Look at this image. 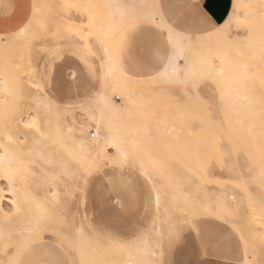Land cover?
Here are the masks:
<instances>
[{"label": "bare ground", "instance_id": "obj_1", "mask_svg": "<svg viewBox=\"0 0 264 264\" xmlns=\"http://www.w3.org/2000/svg\"><path fill=\"white\" fill-rule=\"evenodd\" d=\"M77 4L75 5L77 11L87 17V21L66 23L74 27L76 31L69 29L77 32L76 35L80 38L75 45L76 52L91 61L95 57L99 60V90L93 97L83 102L63 106L45 93L29 99L37 112L19 109L17 104L19 96L15 90L13 74L10 73V67H13L11 55L19 54L18 56L23 57L29 45L41 37L35 34L36 29L41 28L44 31L41 35L48 36L59 24L45 20L48 16H44L42 7L36 8L35 20L27 32L19 31L8 39L0 37V136L7 143H15L17 139H25L17 135L18 129L23 126L34 128V134L27 148V161L23 160L24 156L18 152V149L8 148L0 143V191L7 193L4 197L11 202L14 217L12 223L16 227L19 242L29 238L32 229L37 228L41 221L52 215L50 209L40 199L34 197L33 200H28V195L21 186L23 173L33 178L34 187L40 183H49L48 193L56 196L62 190L66 192L72 189L80 181L86 183L103 162L112 164L126 161L133 156L139 160H147L146 162L155 167L157 174L163 178L170 172L169 181L171 184L173 182L174 169L165 166V163L156 157L149 156L150 151L146 146L150 141L153 142L152 140H156V143L165 140L172 144L176 138L172 136L170 141L168 136H160L164 129L158 127L154 131L159 130V136H154L155 138L143 136L137 139L134 134H137L138 130L128 127L137 125L139 129L145 128L148 122L138 121L137 113L139 114L141 110H155L153 115L156 117L159 100L162 97L172 99L176 90H180L182 94H189L188 86L164 84L160 79H154L156 74L147 78L133 77L120 69L113 56V45L119 32L136 17L145 15L154 20V12L148 11L144 2L134 4L123 0H79ZM55 13L56 11L53 10L49 17L52 18ZM262 14H264V0H234L227 20L196 40L178 30L163 26L168 36L169 31L172 33L178 57L169 65L168 74L187 79L189 84L193 78L197 80L209 77L212 81L215 78L220 89V109L226 125L218 127L220 123H209L205 117L193 112L178 113L179 108L177 113L181 121L176 122L175 119L174 126L179 123L182 127L178 130L182 132L186 131L183 127L190 122L199 123L203 129L199 137L193 139L196 143L203 140L207 145L195 146L191 143L190 135H186L182 138L177 137L178 142L176 140L173 143L176 144L175 146L163 142L164 144L161 143L156 150L159 153L164 151V154H169L171 157L175 153L180 164L188 165L192 169L187 172L178 169L180 181L189 182L188 179L193 174L208 180L213 162L219 163L232 174L233 178L221 182V194H218L215 200L217 209L208 205L202 211L206 215L225 217L241 237L245 253L257 240L264 239V17ZM83 26L88 29L80 31ZM15 62H13L14 66ZM116 94L118 100L122 99V102L116 103L113 100ZM194 98L198 100V97ZM162 99L165 103L166 98ZM77 111L82 112L90 122L94 123L95 133L88 136L79 127L75 117ZM172 129L169 131L172 132ZM33 164L37 168H34ZM139 164L146 163L141 161ZM141 171L145 176H149L146 165ZM2 182H5L6 188H3ZM200 192L199 183H190L177 192L173 185L171 190L167 185L155 187L153 204L156 215L151 227L141 230L133 237L115 240L112 246L114 255L105 262L96 253L98 236L83 222L77 224L73 222L69 234L65 235L71 249L70 257L75 258L72 262L91 264L90 261L97 256L96 264H143L149 259L162 264V244L151 238L148 233L153 224L161 219L159 209L163 207L167 212L170 208L166 203L167 198L174 200L177 195H182L186 206L193 208L201 206L203 204L201 197L206 194ZM229 192L232 196L228 195ZM234 194L237 200L230 206L228 201L229 198L235 199ZM158 195L159 203H157ZM3 205L0 201V210L3 209ZM25 205L30 209L24 211ZM34 212L36 215L32 216ZM155 232L156 236H160L162 228L157 226ZM8 236L3 233V226L0 223V239L8 240ZM102 239L107 240V237ZM59 248L68 253L62 244ZM251 261L245 254L243 264H251Z\"/></svg>", "mask_w": 264, "mask_h": 264}, {"label": "rangeland", "instance_id": "obj_2", "mask_svg": "<svg viewBox=\"0 0 264 264\" xmlns=\"http://www.w3.org/2000/svg\"><path fill=\"white\" fill-rule=\"evenodd\" d=\"M262 17H264V14H262ZM69 28L74 29L71 25L66 24L59 27L58 24L52 34L48 36L41 35L44 33L41 28L36 29L35 34H39L41 37L38 41L29 45L23 57L18 56L19 54L11 55L13 57L11 60L16 61L15 66L10 61L13 66L10 67V73L12 72L11 75L13 74V80L15 81V90L19 96L17 104L20 110L30 109L32 113L37 112L33 103L29 100L35 95L46 93L64 106L83 102L93 97L95 92L99 90V60L95 57L92 61L87 62L76 53L75 45L80 41V38L77 36V32H74L75 29L70 30ZM83 29L87 30L88 28L83 26L79 30ZM198 37L190 38L196 40ZM199 40L201 41V38ZM15 55L18 57H14ZM19 68L21 69L19 70ZM89 69H91V72H89ZM73 73H75L74 79L71 78ZM188 90L190 91L189 94H182L180 90H176L175 97L172 99L162 97L166 98L164 99L166 102L163 103L162 98L159 100L158 110H160L156 111L157 119L153 115L155 110H141L139 112L140 116L137 113L138 121H146L148 124L145 128L139 126L142 129H139L137 125L128 127L138 130L137 134H134V136L136 135L135 138L138 139L143 136L155 138L160 134L159 130L155 132L156 129L162 127L165 131L162 130L163 135L160 134V136H168L170 141H172L170 139L172 136L178 142L177 137L182 138L190 135L193 145H207L203 140V143L201 141L196 143L193 139L196 136L199 137L198 135L201 134L200 131L203 129L199 123L190 122L183 127L186 131L182 132L178 130L182 126L179 123L174 126V123L175 119H177L176 122L181 121L178 113L186 111L200 114L206 118L207 122L220 123L217 126L224 127L226 123L220 109V89H218L217 80L213 78L212 81V78L209 77L197 79L195 84L190 83L188 85ZM117 96V94L114 95L113 100L116 103L122 102V99L118 100ZM195 96L198 97V100L194 98ZM166 112L170 115H167ZM75 117L79 127L84 130L86 135L90 136L91 133H95L94 123L90 122L82 112L77 111ZM201 119L204 120V118ZM172 126L174 128H171L172 132H170ZM16 133L18 136L25 137V139H17L15 143H7L0 136V143L8 148L18 149V152L24 156L23 160L27 161V148L34 134V128L23 126ZM152 141L146 146V149L150 151L149 156L156 157L159 161L165 163V166L174 169L172 184L169 181L170 172L163 178L157 174L155 167L146 162L147 160H139L133 156L123 163L110 164L107 161L103 162L86 183L80 181L72 189L66 192L62 190L63 194L61 192L56 196L48 193L47 184L49 183H40L34 187L33 178L29 174L23 173L21 186L26 191L28 200H33L34 197L40 199L52 213L48 219L41 221L37 228L34 227L29 238L23 242H19L20 239L15 231L16 227L12 223L14 218L12 215L13 208L11 202L4 197L7 196V193L0 191V201L4 204L3 209L0 210V223L3 226V233L6 236L9 235L8 240L0 239V264H46V262L74 264L72 260H75V258L70 257L71 249L65 239V235L69 234L73 222L76 224L83 222L93 230L99 238L96 246L97 256L101 257L104 262L108 261L114 255L112 246L115 240L133 237L141 230L151 227L156 215L153 204L155 187L167 185L171 190L173 185L174 190L177 192L178 189H184L190 183H199L200 193L206 194V196L201 197L203 204L193 208L184 205L182 195H177L174 200L167 198L166 203L170 206L169 210L166 212L161 207L159 209L161 221L159 220L158 224H153L151 230H149L150 232L148 231L151 238L158 241L160 245L162 244V264H178L180 261L183 264H192L197 259L206 256L220 257L225 260L226 264H243L245 254L250 261L252 260L251 264H264V239L257 240L245 253L241 237L225 217L223 219L218 215H206L202 211L208 205L217 209L215 200L216 196L221 194V182L233 178L232 174L221 167L219 163L213 162L209 170L208 180L193 174L188 179L189 182L180 181L178 169L181 168L186 172L192 169L188 165L180 164L175 153L171 157L169 154H164V151L159 153L156 150L157 147L161 146V143L163 145L167 141L161 140L162 142L157 141V143L156 140ZM175 141L172 144L167 143L175 146L176 144H173ZM111 155H113L112 151ZM141 161L146 163L148 177L141 171L145 166L139 164ZM32 166L37 168L34 164ZM2 184L3 188L7 187L5 182H2ZM228 195L232 196V193L229 192ZM234 196L235 199L233 200L229 198L228 204L230 206L237 200V196L235 194ZM23 208L24 211L30 209L27 205ZM35 215L34 212L32 216ZM157 226L162 228L160 236H156L155 229ZM171 232L178 235L170 239L169 234ZM103 237H107L108 241L103 240ZM107 242L108 244H103ZM60 244L67 249L68 253L59 248ZM97 256L90 261L91 264L97 263Z\"/></svg>", "mask_w": 264, "mask_h": 264}, {"label": "crops", "instance_id": "obj_3", "mask_svg": "<svg viewBox=\"0 0 264 264\" xmlns=\"http://www.w3.org/2000/svg\"><path fill=\"white\" fill-rule=\"evenodd\" d=\"M78 1L0 0V37L8 39L19 33L23 25L29 20L32 23L35 20L37 7H42L44 16H48L45 20L50 21V23H59V27L66 25L67 22H86L87 17H84L76 9L75 5H78ZM123 1L134 4L144 2L148 11L154 12L155 16L154 20L145 17V15L136 17L121 30L113 45V56L120 69L136 78H147L155 75L153 72L144 71L143 68L146 61L150 59V40L155 37L166 41L168 38V33L163 28L164 25L189 37L202 36L213 31L227 20L234 2V0ZM73 2L75 3L73 4ZM53 10L56 13L50 18L49 14ZM169 50L171 51V46ZM77 54L87 62L91 61L80 53ZM71 78H75V73ZM178 264L183 263L180 261ZM192 264L226 263L220 257L206 256L197 259Z\"/></svg>", "mask_w": 264, "mask_h": 264}, {"label": "snow or ice", "instance_id": "obj_4", "mask_svg": "<svg viewBox=\"0 0 264 264\" xmlns=\"http://www.w3.org/2000/svg\"><path fill=\"white\" fill-rule=\"evenodd\" d=\"M30 27L31 20H29L25 25H23L21 33L27 32ZM170 46L172 49L171 51L169 50ZM149 47L151 53L150 59L146 61L143 70L155 73L156 75L154 79H160L161 82L164 84L180 85L187 87L189 84V81L187 79H180L178 76H170L167 71L172 61L178 58L171 31H169V36L166 41L153 37L149 42ZM89 72H91V69H89ZM191 83L195 84V78L192 79ZM119 162L123 163L124 161ZM157 203H159V195L157 196ZM177 235L178 234L175 232H171L169 234L170 239ZM46 264H57V262H46ZM143 264H157V262L149 259L145 260Z\"/></svg>", "mask_w": 264, "mask_h": 264}]
</instances>
